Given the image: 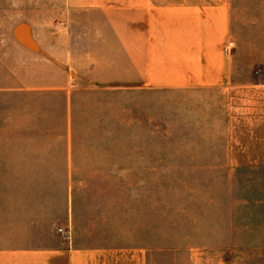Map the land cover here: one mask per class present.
I'll return each instance as SVG.
<instances>
[{"label":"crops","instance_id":"1","mask_svg":"<svg viewBox=\"0 0 264 264\" xmlns=\"http://www.w3.org/2000/svg\"><path fill=\"white\" fill-rule=\"evenodd\" d=\"M57 4L66 16L49 26L48 0H0V22L14 24L0 32V264H159L127 216L97 209L81 185L109 179L80 173L77 138L81 103L107 90L199 104L192 118L221 144L225 165L256 190L263 183L254 198L264 205V25L263 35L252 22L239 35L240 8L264 0ZM262 215L249 229L264 247Z\"/></svg>","mask_w":264,"mask_h":264},{"label":"rangeland","instance_id":"2","mask_svg":"<svg viewBox=\"0 0 264 264\" xmlns=\"http://www.w3.org/2000/svg\"><path fill=\"white\" fill-rule=\"evenodd\" d=\"M57 3L42 8L49 26L66 16ZM240 14L242 41L246 23L259 24L263 35L264 7ZM13 25L1 21L0 32ZM138 95L112 89L94 106L81 103L80 173L109 178L81 184L93 206L127 216L130 229L137 227L133 238L151 244L159 264H264V247L252 245L259 232L249 229L262 222L264 205L254 197L263 183L256 190L246 171L225 165L221 144L192 118L199 104L167 91ZM120 174L127 180L118 181Z\"/></svg>","mask_w":264,"mask_h":264},{"label":"built area","instance_id":"3","mask_svg":"<svg viewBox=\"0 0 264 264\" xmlns=\"http://www.w3.org/2000/svg\"><path fill=\"white\" fill-rule=\"evenodd\" d=\"M231 45V43H230ZM57 231L60 233L61 238L66 241L67 243H69L70 241V232L68 229L63 230L62 228H58Z\"/></svg>","mask_w":264,"mask_h":264}]
</instances>
